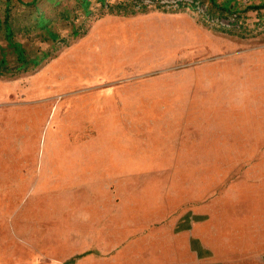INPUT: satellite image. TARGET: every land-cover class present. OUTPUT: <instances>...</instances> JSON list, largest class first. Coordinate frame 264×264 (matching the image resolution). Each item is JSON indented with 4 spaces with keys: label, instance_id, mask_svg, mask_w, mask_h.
<instances>
[{
    "label": "rangeland",
    "instance_id": "374dc122",
    "mask_svg": "<svg viewBox=\"0 0 264 264\" xmlns=\"http://www.w3.org/2000/svg\"><path fill=\"white\" fill-rule=\"evenodd\" d=\"M87 1L12 0L16 69L0 0V264H196L264 186V0Z\"/></svg>",
    "mask_w": 264,
    "mask_h": 264
},
{
    "label": "crops",
    "instance_id": "0c3cea01",
    "mask_svg": "<svg viewBox=\"0 0 264 264\" xmlns=\"http://www.w3.org/2000/svg\"><path fill=\"white\" fill-rule=\"evenodd\" d=\"M239 195H243L244 198H240ZM236 196L244 199L242 207L244 212L241 210V215L238 216L236 213L229 216L226 209L214 215L207 212L205 220L192 225L190 236L194 244H191L190 249L196 257V264L231 263L235 254L233 251L230 253L223 245L226 239L232 236H237L234 239L240 242L239 256H258L264 264V186L256 185L253 188L231 191V198ZM228 225L232 229V236H228ZM247 240V244L242 242Z\"/></svg>",
    "mask_w": 264,
    "mask_h": 264
},
{
    "label": "trees",
    "instance_id": "16d2710c",
    "mask_svg": "<svg viewBox=\"0 0 264 264\" xmlns=\"http://www.w3.org/2000/svg\"><path fill=\"white\" fill-rule=\"evenodd\" d=\"M3 1L5 2V8H4V19H3L2 23L4 24V30H5L6 38L9 42V44L12 46V48L17 53V61L19 64L16 67V69L24 68L28 64V62L32 63L33 65H37L40 62V60H38L37 58H32L30 60H27L25 58L24 50H23L21 44L14 40L13 29H12L11 20H10V15H11L10 12L13 8V5L11 4L12 0H3ZM208 1L210 3L211 7L216 8V10H218L220 13L229 12L231 9V1L232 0H227L226 2H224L222 4H217L215 0H208ZM17 2L23 6H34L36 4V0H31V1H27V2H24L22 0H17ZM84 3H85V5H87L88 1L84 0ZM188 7L193 8V5L190 3V4H188ZM262 7H264V3H261V4L256 5V6H250L249 8L257 9V8H262ZM47 33L51 39L57 38V35L52 33L51 31H49L48 29H47ZM7 70H8V67L6 64V60H5V58H2L0 60V74L4 71H7Z\"/></svg>",
    "mask_w": 264,
    "mask_h": 264
}]
</instances>
